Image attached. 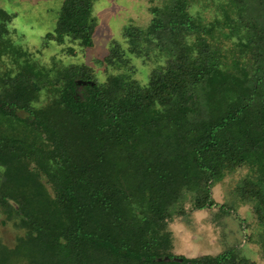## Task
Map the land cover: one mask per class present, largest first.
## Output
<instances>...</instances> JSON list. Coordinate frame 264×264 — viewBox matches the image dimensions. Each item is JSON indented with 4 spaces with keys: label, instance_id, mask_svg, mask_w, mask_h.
I'll list each match as a JSON object with an SVG mask.
<instances>
[{
    "label": "trees",
    "instance_id": "16d2710c",
    "mask_svg": "<svg viewBox=\"0 0 264 264\" xmlns=\"http://www.w3.org/2000/svg\"><path fill=\"white\" fill-rule=\"evenodd\" d=\"M201 1L215 17L191 11ZM92 5L63 0L45 38L91 46ZM149 11L146 26L123 29L130 52L158 62L141 83L23 59L0 7V208L23 230L13 246L0 240V264H259L239 245L173 252L170 220L218 205L213 187L242 167L219 215L251 206L264 257V0ZM124 51L114 42L104 60L126 65Z\"/></svg>",
    "mask_w": 264,
    "mask_h": 264
},
{
    "label": "rangeland",
    "instance_id": "374dc122",
    "mask_svg": "<svg viewBox=\"0 0 264 264\" xmlns=\"http://www.w3.org/2000/svg\"><path fill=\"white\" fill-rule=\"evenodd\" d=\"M62 2L63 0H0V7L14 14L13 19L8 22L9 37L17 49H23V59L48 69L71 63L86 64L94 68L101 80L110 73L127 71L141 83L147 82L152 68L158 62L154 58L147 59L130 52L123 29L130 23L146 26L152 16L149 7L160 3V0H93L92 15L96 20V28L91 46H83L68 38L63 43L45 38L48 32L54 31ZM190 9L193 13L199 12L205 19L215 17L212 5L203 6L202 1L194 3ZM114 42L121 44L125 50L123 57L126 65L113 66L104 60ZM247 171V167H242L233 176H227L215 184L213 196L218 205L212 209L189 210L185 215L175 216L170 220L175 254L197 257L216 254L229 246L239 245L241 255L264 264L261 244L256 241L255 235L259 226L251 206L240 203L237 207L238 214L233 212L219 215L221 203H234L235 183ZM184 204L188 209L189 201L185 200ZM5 219L6 215L0 208V240L13 246L16 237L23 230Z\"/></svg>",
    "mask_w": 264,
    "mask_h": 264
},
{
    "label": "water",
    "instance_id": "95a60500",
    "mask_svg": "<svg viewBox=\"0 0 264 264\" xmlns=\"http://www.w3.org/2000/svg\"><path fill=\"white\" fill-rule=\"evenodd\" d=\"M170 258L169 257H164V258H159V260H169ZM176 260L182 262L183 261V257H175ZM187 264H194L192 262H188Z\"/></svg>",
    "mask_w": 264,
    "mask_h": 264
}]
</instances>
